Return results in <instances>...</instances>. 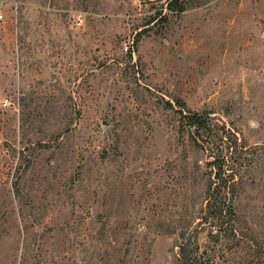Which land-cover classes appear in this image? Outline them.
Here are the masks:
<instances>
[{"label": "rangeland", "instance_id": "obj_1", "mask_svg": "<svg viewBox=\"0 0 264 264\" xmlns=\"http://www.w3.org/2000/svg\"><path fill=\"white\" fill-rule=\"evenodd\" d=\"M168 1L0 0V264H264V0Z\"/></svg>", "mask_w": 264, "mask_h": 264}, {"label": "trees", "instance_id": "obj_2", "mask_svg": "<svg viewBox=\"0 0 264 264\" xmlns=\"http://www.w3.org/2000/svg\"><path fill=\"white\" fill-rule=\"evenodd\" d=\"M167 8L170 10L182 9L179 0H169ZM152 17L148 24L152 22ZM171 106V105H168ZM189 125L197 126V128H205L207 120L199 115H181ZM224 136H221L223 138ZM213 158L207 161L209 166V177L206 186V206L201 219L214 220V228L216 233L222 230L231 229L230 220L235 216L233 198L235 193L236 179L233 172H227L223 157L221 155H210ZM179 241L176 244L178 247L177 264H203L202 255L197 250V245L194 243L191 249V236L185 234V230H180L178 233Z\"/></svg>", "mask_w": 264, "mask_h": 264}, {"label": "built area", "instance_id": "obj_3", "mask_svg": "<svg viewBox=\"0 0 264 264\" xmlns=\"http://www.w3.org/2000/svg\"><path fill=\"white\" fill-rule=\"evenodd\" d=\"M1 6H2V3H0V21H2V20L4 19V15H3V11H2V9H1ZM77 20H78L79 22H81V19L77 18ZM6 103H7V100L5 99V100L3 101V105H5Z\"/></svg>", "mask_w": 264, "mask_h": 264}]
</instances>
